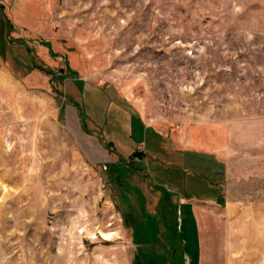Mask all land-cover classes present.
Returning <instances> with one entry per match:
<instances>
[{
  "label": "rangeland",
  "instance_id": "rangeland-1",
  "mask_svg": "<svg viewBox=\"0 0 264 264\" xmlns=\"http://www.w3.org/2000/svg\"><path fill=\"white\" fill-rule=\"evenodd\" d=\"M1 5L0 264H140L152 196L264 264V0Z\"/></svg>",
  "mask_w": 264,
  "mask_h": 264
},
{
  "label": "crops",
  "instance_id": "crops-1",
  "mask_svg": "<svg viewBox=\"0 0 264 264\" xmlns=\"http://www.w3.org/2000/svg\"><path fill=\"white\" fill-rule=\"evenodd\" d=\"M141 126L139 130L143 136L142 143L149 145L152 141L151 138L157 136L158 131L150 128L146 123ZM186 152H182V154H184L185 160H188L190 157L189 153L192 152L188 150ZM178 163L182 165L183 161ZM169 191L174 194V198H182L180 200H184L179 193V189H170ZM142 193L145 194L143 191ZM147 198L145 211L147 212L150 209L153 228H148L147 240L149 243H143L140 246L142 247V253H144V255H141L140 264H200L202 243L201 233L198 228L199 224H197L195 215V206L197 205L186 200V202L179 201L176 215L165 204L164 209L166 211L163 209L162 229L161 232H158L157 216L155 215L157 204L153 196L151 200L149 197Z\"/></svg>",
  "mask_w": 264,
  "mask_h": 264
},
{
  "label": "flooded vegetation",
  "instance_id": "flooded-vegetation-1",
  "mask_svg": "<svg viewBox=\"0 0 264 264\" xmlns=\"http://www.w3.org/2000/svg\"><path fill=\"white\" fill-rule=\"evenodd\" d=\"M76 104H77L78 109H79V111L81 113V119H80V121H81L82 127H84L86 130H91V132H92L93 130L92 129H88L89 127H87V123H86L87 117L85 116L86 112H85V110L83 108V105L81 106L80 103L79 104L76 103Z\"/></svg>",
  "mask_w": 264,
  "mask_h": 264
},
{
  "label": "trees",
  "instance_id": "trees-1",
  "mask_svg": "<svg viewBox=\"0 0 264 264\" xmlns=\"http://www.w3.org/2000/svg\"><path fill=\"white\" fill-rule=\"evenodd\" d=\"M3 9V5H1L0 6V10H2ZM25 44V43H24ZM25 46H27L26 44H25ZM27 48V47H26ZM38 66V65H37ZM39 68H41L40 66H38ZM43 70H45V71H48L49 72V70H46V69H43Z\"/></svg>",
  "mask_w": 264,
  "mask_h": 264
},
{
  "label": "bare ground",
  "instance_id": "bare-ground-1",
  "mask_svg": "<svg viewBox=\"0 0 264 264\" xmlns=\"http://www.w3.org/2000/svg\"><path fill=\"white\" fill-rule=\"evenodd\" d=\"M104 236H108V235H104Z\"/></svg>",
  "mask_w": 264,
  "mask_h": 264
}]
</instances>
